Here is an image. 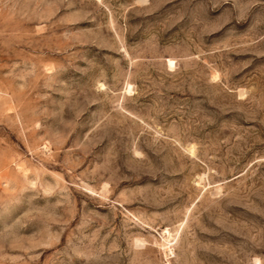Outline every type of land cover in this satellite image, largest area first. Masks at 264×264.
I'll list each match as a JSON object with an SVG mask.
<instances>
[{
	"label": "rangeland",
	"instance_id": "374dc122",
	"mask_svg": "<svg viewBox=\"0 0 264 264\" xmlns=\"http://www.w3.org/2000/svg\"><path fill=\"white\" fill-rule=\"evenodd\" d=\"M0 264H264V0H0Z\"/></svg>",
	"mask_w": 264,
	"mask_h": 264
}]
</instances>
